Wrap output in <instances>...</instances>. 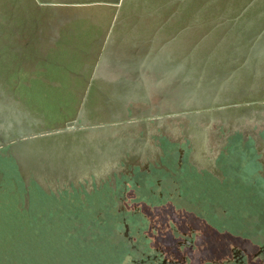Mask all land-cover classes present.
<instances>
[{"label": "flooded vegetation", "instance_id": "1", "mask_svg": "<svg viewBox=\"0 0 264 264\" xmlns=\"http://www.w3.org/2000/svg\"><path fill=\"white\" fill-rule=\"evenodd\" d=\"M33 1L53 9L81 0ZM231 1L241 2L232 23L248 17L238 30L251 34L249 48L203 86L182 60L119 62L105 41L84 89L71 91L78 103L70 116L0 136V158L22 179L25 202L34 191L63 198L90 213L71 223L112 227L111 234H67L71 263L264 264V92L248 96L236 82L251 61L264 63V0ZM95 5L116 7L101 28L111 33L121 3ZM149 93L155 102L127 99ZM20 124L0 116V131ZM60 134L70 136L65 151L59 143L35 145ZM16 257L0 264H29Z\"/></svg>", "mask_w": 264, "mask_h": 264}, {"label": "rangeland", "instance_id": "2", "mask_svg": "<svg viewBox=\"0 0 264 264\" xmlns=\"http://www.w3.org/2000/svg\"><path fill=\"white\" fill-rule=\"evenodd\" d=\"M240 3L123 0L116 29L106 33L101 28L113 22L116 7L50 9L37 8L33 0H0V116L21 119L20 125L0 131V136L43 128L70 116L78 103L71 91L84 89L105 41L107 55L119 62L155 56L182 60L194 71L197 86H203L233 62L240 64L249 48L245 37L251 34L242 37L238 30V22L243 24L248 17L231 21ZM248 68L236 79L238 86L248 96L263 93L264 63L251 61ZM127 99L141 105L143 100L155 102L157 95ZM95 100L105 111L103 98ZM69 141L70 136L60 134L35 145L59 143L65 151ZM8 163L0 158V257L17 256L29 264H73L69 256L75 247L66 241L67 234L113 233L100 220L71 223L74 217L85 222L90 214H80L75 202L35 191L25 202L23 181Z\"/></svg>", "mask_w": 264, "mask_h": 264}, {"label": "water", "instance_id": "3", "mask_svg": "<svg viewBox=\"0 0 264 264\" xmlns=\"http://www.w3.org/2000/svg\"><path fill=\"white\" fill-rule=\"evenodd\" d=\"M122 0H81V1H69V2H57L55 4H63V5H73V6H88L95 4H107L111 6H119ZM68 127H64L62 129L48 130L44 133H50L53 131L66 130Z\"/></svg>", "mask_w": 264, "mask_h": 264}]
</instances>
